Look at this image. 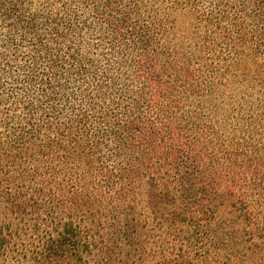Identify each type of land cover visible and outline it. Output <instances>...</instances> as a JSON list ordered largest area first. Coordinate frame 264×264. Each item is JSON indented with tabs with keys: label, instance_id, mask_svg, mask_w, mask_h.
Instances as JSON below:
<instances>
[{
	"label": "trees",
	"instance_id": "16d2710c",
	"mask_svg": "<svg viewBox=\"0 0 264 264\" xmlns=\"http://www.w3.org/2000/svg\"><path fill=\"white\" fill-rule=\"evenodd\" d=\"M0 264H264V0H0Z\"/></svg>",
	"mask_w": 264,
	"mask_h": 264
}]
</instances>
